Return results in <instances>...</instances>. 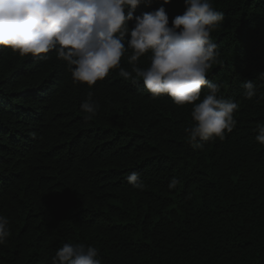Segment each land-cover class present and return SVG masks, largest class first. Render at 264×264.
<instances>
[{"label": "trees", "instance_id": "trees-1", "mask_svg": "<svg viewBox=\"0 0 264 264\" xmlns=\"http://www.w3.org/2000/svg\"><path fill=\"white\" fill-rule=\"evenodd\" d=\"M210 2L224 19L210 34L219 63L207 79L240 106L223 141L190 143L193 105L153 98L119 69L90 88L55 50L0 48V216L10 229L0 264H52L65 243L95 247L102 264H264V0ZM163 6L170 26L185 11L184 0ZM121 67L131 71L127 56ZM89 92L99 109L86 120Z\"/></svg>", "mask_w": 264, "mask_h": 264}, {"label": "clouds", "instance_id": "clouds-1", "mask_svg": "<svg viewBox=\"0 0 264 264\" xmlns=\"http://www.w3.org/2000/svg\"><path fill=\"white\" fill-rule=\"evenodd\" d=\"M146 2L150 0H0V48L33 57L55 50L57 59L67 63L73 82L90 88L111 70L119 69L118 75L125 81H142L153 98L166 94L178 106L193 105L195 124L185 129L190 143L223 141L236 127L234 113L240 107L219 96L221 86L207 79L213 64L219 63L217 44L210 34L224 14L210 0H184L185 11L170 26L163 5L171 0L135 15ZM146 54L149 66H137ZM125 56L131 71L121 67ZM205 87L207 94L201 100ZM244 89L246 99L257 95L253 81L247 80ZM80 108L87 114L86 120L97 114L99 105L91 92ZM256 131V140L264 145V123ZM127 179L134 188L145 187L136 172ZM177 184L173 179L169 188ZM9 235V220L0 216V245ZM98 256L99 250L93 246L65 243L52 264H102Z\"/></svg>", "mask_w": 264, "mask_h": 264}]
</instances>
